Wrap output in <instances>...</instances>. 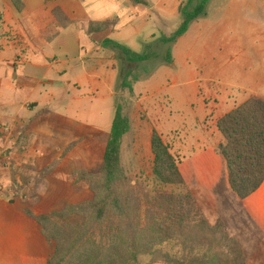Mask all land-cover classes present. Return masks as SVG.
<instances>
[{
	"label": "rangeland",
	"instance_id": "rangeland-1",
	"mask_svg": "<svg viewBox=\"0 0 264 264\" xmlns=\"http://www.w3.org/2000/svg\"><path fill=\"white\" fill-rule=\"evenodd\" d=\"M181 22V18L176 17L173 24L158 33L159 38L171 37ZM195 22L198 24L190 35L201 37L200 30L206 36L218 23L223 43L243 41L239 50L225 58L221 57V52H213L201 65L184 51L183 42L175 50L173 44H163L157 38L150 44L156 56L143 63L126 62L121 52H115V61L112 50L99 58L85 59L88 69H96L90 84L80 89L71 86L57 109L69 119L90 125V129L83 130V138L68 156H63L62 152L67 140L58 136L52 140L43 134L36 141L26 128L0 134V194L31 201L33 206L40 205L48 212L59 211L67 204L92 201L94 192L87 182L78 181L77 177L82 171L100 173L112 122L118 106H122L131 120V130L122 148L123 164L138 196L145 199L154 195L151 136L157 131L178 160L188 187L195 191L209 223L214 226L224 219L231 237L237 236L239 229H245L246 232L237 237L248 247L247 229L260 228L227 183L218 152L224 139L217 122L251 97L248 91L233 98L229 86L256 85L257 80L264 83V0H212L205 15ZM54 33L55 28H52L50 34ZM244 49L247 55L241 57ZM168 55L172 62H168ZM103 58L105 61L99 60ZM68 64L77 71L73 73L69 68L65 79L82 74L81 59H71ZM128 73H133L136 82L140 81L134 83L133 92L118 86ZM110 85H116L113 97L109 95ZM257 89L264 96V84ZM224 94L229 96L224 98ZM91 125L99 129H92ZM53 158V162L45 166ZM38 165L52 170L46 177L39 178ZM24 179L31 181L29 187H23ZM15 181L17 187H13ZM70 226H74L73 223ZM141 260L146 262L147 258Z\"/></svg>",
	"mask_w": 264,
	"mask_h": 264
},
{
	"label": "trees",
	"instance_id": "trees-1",
	"mask_svg": "<svg viewBox=\"0 0 264 264\" xmlns=\"http://www.w3.org/2000/svg\"><path fill=\"white\" fill-rule=\"evenodd\" d=\"M11 1L17 11H24L23 0ZM130 1L136 6L150 5L148 0ZM209 1L183 2L179 7L181 26L171 37L163 36L160 41L166 45L177 42L205 15ZM53 14L64 29L73 23L60 8ZM3 25L4 13L0 8V30ZM112 25L111 21L90 22L82 27L91 37ZM57 34L48 37V41ZM105 45L122 50L127 60L134 63L156 56L152 45H147L143 53L111 40ZM167 60L172 62L171 55ZM136 81L133 73H128L121 79L119 89L133 92ZM217 128L224 139L218 152L227 183L234 194L246 200L264 185V99L249 98L221 117ZM130 130L131 120L118 106L100 173L82 171L77 177L94 192L92 201L67 204L59 211L39 216L32 211L33 203L26 201L27 215L38 222L48 241L56 245L48 264H247L237 239L227 233L225 221L220 219L213 226L202 213L178 160L157 131L151 136L154 195L145 199L138 196L123 164L122 148ZM77 144L78 141L70 144L63 156ZM51 170L43 169L38 177H46ZM30 185L31 181L24 179L23 187ZM17 186L15 181L13 187ZM72 223L74 226H70ZM142 257L147 261L142 262Z\"/></svg>",
	"mask_w": 264,
	"mask_h": 264
},
{
	"label": "crops",
	"instance_id": "crops-1",
	"mask_svg": "<svg viewBox=\"0 0 264 264\" xmlns=\"http://www.w3.org/2000/svg\"><path fill=\"white\" fill-rule=\"evenodd\" d=\"M23 1L25 9L19 12L11 0H1L4 25L0 30V134L26 128L36 141L41 139L43 134L49 135L52 140L58 136V139L67 140L62 148L64 154L70 144L83 138L84 129H90V125H84L75 118L69 119L57 109L65 101V95L71 86L80 89L85 84H90L96 69H88L85 59L99 58L106 51L112 50L115 61V52H121L126 62H130L122 50L107 47L105 42L111 40L133 52L143 53L147 45L157 38L160 39L158 33L164 32L176 17H180L179 7L188 0H148V7L133 5L130 0ZM211 2L209 1L208 5ZM57 8L73 22L65 29L53 14ZM106 21L114 22V25L109 30L91 37L86 35L82 27L90 22ZM196 23L198 24L194 22L186 34L173 44V49L176 50L178 44L183 42L184 51L201 65H204L203 60L213 52H221V57L225 58L239 50L243 41L223 43L219 34L221 26H218V23L209 29L208 36L198 29L201 37L190 35ZM52 28H55V33L58 34L49 42L48 37L53 35L50 34ZM244 55H247L246 49L241 57ZM75 58L83 61V70L80 72L78 68L82 74L67 80L65 75L71 68L68 63ZM104 59L99 60L103 62ZM120 61L123 62V59ZM72 68V72L76 73L74 71L77 70ZM47 78L50 79L49 82L46 81ZM255 83L256 85L248 86L231 85L228 88L232 89L233 98L247 94L248 91L251 97L264 98L257 89L258 85L264 83L261 80ZM108 88L109 95L113 97L116 85H110ZM228 96L224 94V98ZM77 100L80 101V98ZM91 127L95 129L94 125ZM53 160L54 158L45 166ZM45 166L38 165V169L42 171ZM61 167L62 165L57 172ZM12 199L0 194V264H48L55 254V243L48 241L38 222L27 215V202L21 199L13 202ZM238 202L257 220L260 229H247L248 247L243 246L237 237L243 235L245 229H239L237 236L232 237L240 244L247 264H264V185L252 197L240 199ZM32 211L37 216L53 212L46 211L40 205L33 206Z\"/></svg>",
	"mask_w": 264,
	"mask_h": 264
}]
</instances>
